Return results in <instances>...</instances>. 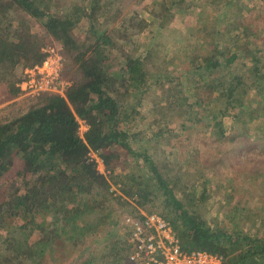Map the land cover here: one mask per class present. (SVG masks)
Returning <instances> with one entry per match:
<instances>
[{
    "label": "trees",
    "instance_id": "obj_1",
    "mask_svg": "<svg viewBox=\"0 0 264 264\" xmlns=\"http://www.w3.org/2000/svg\"><path fill=\"white\" fill-rule=\"evenodd\" d=\"M130 2L0 0V88L18 97L24 69L42 62L46 45L60 48V79L70 81L63 94L29 96L23 113L0 120V264H45L59 244L77 246L88 233H100L105 245L79 264L128 259V231L123 223L114 229L111 184L130 206L126 214L138 207L165 217L183 250L264 264V0H153L125 10ZM187 14L185 37L171 26ZM165 30L177 34L180 68L154 45ZM146 31V42L131 50ZM151 116L157 130L143 139L136 127ZM78 119L88 124L83 138ZM212 171L222 184L230 174L228 188L248 187L214 225L205 217Z\"/></svg>",
    "mask_w": 264,
    "mask_h": 264
},
{
    "label": "rangeland",
    "instance_id": "obj_2",
    "mask_svg": "<svg viewBox=\"0 0 264 264\" xmlns=\"http://www.w3.org/2000/svg\"><path fill=\"white\" fill-rule=\"evenodd\" d=\"M152 1L153 0H131V2L128 4V6L126 7L125 10L141 11V9L144 7V5H146L149 2L152 3ZM118 21H119V18H115L113 20L108 19L106 21L107 29L115 26L118 23ZM191 21H192L191 14H187L183 18H180V17L176 18L175 21H173L171 27L174 30H177V31L179 30L181 32V35H185V37H186L190 34V31L192 29ZM37 29H38V26L36 24H33V30H37ZM76 31H78V29ZM147 35H148V31H146L145 33H142L139 36V39L137 41H135V44L132 43L133 45L131 44L129 46L131 48V50L134 49V46L137 47V45H141L142 43L146 42ZM176 35L177 34L175 31L165 30L163 32V36H161V40H159L158 44H154V45L158 49V51H160V53L167 51L168 54L171 52V55H173V56L175 55V57L178 59V63H179L176 68H178V67L180 68L179 65L182 62L183 56L180 55L179 52H177V50H176V47L178 45L177 44L178 40L176 38ZM203 37L204 36H201V38H203ZM199 41H201V40H199ZM176 64H177V62H176ZM182 64H184V63H182ZM184 66H185V64H184ZM146 68L147 69L150 68V63L147 64ZM64 80H66V79H64ZM68 82L70 84V81H68ZM31 102H34V99H32L29 96L27 97V96H23L20 94L18 97L13 98V97L8 96L3 91V89L0 88V120H7V119L12 118L13 116H16V115L23 113L26 110L27 106ZM156 112H158V111H156ZM159 113H160V117H162L164 119V113L162 111H160ZM152 117L153 116H151L149 119L142 120V122H140L139 125L136 127L137 129L143 130V137H142L143 139H146L148 136L153 137V134L157 130L156 127L158 125V122H156V119L152 118ZM166 117L169 119L170 115H166ZM172 121L174 124L175 123L178 124L179 119L174 117L172 119ZM208 131H210L209 128H208ZM205 136H206V132H204L201 135V138H205ZM186 147L190 148V144H187ZM200 148H202V144L198 143L197 146H193L192 149H188V152L190 154L193 153V155H194V154H197L199 152ZM189 150H191V151H189ZM164 153L165 152L163 151V154ZM186 154H187V152H186ZM253 154L256 157L261 155L259 153H253ZM184 161L187 164V158ZM99 167H101V165ZM226 171H227V169L223 165L220 168V173L224 174ZM13 175H14V171H11L10 173H8L7 178L2 180V182H1L2 185H5L6 182L8 183ZM211 175H212L211 177L213 179L211 181V185H212L215 192L210 196V198L208 200V204L206 206L205 217L208 220V222L210 223V225H214L215 221H221L220 219L223 216L227 217V215H229V213H231V209H232L233 204H235V202L239 201L240 197L245 195L248 192V187H247V185H241L240 184L237 186L235 185L233 188H228L227 182H226V177L229 176L230 174H227V176H225V178L223 180L224 181L223 184L220 181V177L216 176L217 175L216 171H212ZM194 176L195 175L192 172L188 173V177L190 179H193ZM213 176H215V177H213ZM111 197L114 198V200L110 201V206H111V209L113 210V213L115 215V218L117 219V224H118L117 228H114L116 231V229H118L119 226H121V224H122L123 216L126 215V213L128 211H130V206L119 201L118 196L111 195ZM255 200H256L255 197L250 199L249 205H254ZM130 205H132V207H133L134 203L132 201H130ZM140 209H142V208H140ZM15 223H16V219H11L8 222V224H9L8 226H10V231L15 229V227H14ZM248 224H249L248 227H249L250 231H257V229H258L257 224L258 223L248 222ZM5 231L6 230L1 229L2 234H4ZM103 233H104L103 235L105 236L108 233H111V229L105 228L103 230ZM121 233H122V231H121ZM100 235H101L100 233H96V234L88 233V234H86L85 237L80 238L81 242H79V244H77V246H72L70 244H59V246L57 247L56 253H55V258L46 259L45 264H79L81 262L88 261L93 253L103 250V246L105 245V241L103 239H101ZM0 240H1V236H0ZM123 246L126 248V246H127L126 243ZM109 258L110 259H108V261L105 264L111 263L112 257L110 256ZM118 264H132V263L130 261H128L127 258H125Z\"/></svg>",
    "mask_w": 264,
    "mask_h": 264
},
{
    "label": "built area",
    "instance_id": "obj_3",
    "mask_svg": "<svg viewBox=\"0 0 264 264\" xmlns=\"http://www.w3.org/2000/svg\"><path fill=\"white\" fill-rule=\"evenodd\" d=\"M44 59L40 64L25 68L24 79L17 85L23 96H35L41 92L63 94L69 82L60 79L63 59L60 48L46 45L41 49ZM78 133L83 138L88 124L78 119ZM88 156L96 169L104 176L109 175L98 152L89 150ZM101 165V167H99ZM114 196L122 195L119 187L110 185ZM135 214L123 216L122 223L128 231L131 251L128 260L132 264H225L223 258L205 250L185 251L182 249L171 223L157 212H147L138 208Z\"/></svg>",
    "mask_w": 264,
    "mask_h": 264
},
{
    "label": "crops",
    "instance_id": "obj_4",
    "mask_svg": "<svg viewBox=\"0 0 264 264\" xmlns=\"http://www.w3.org/2000/svg\"><path fill=\"white\" fill-rule=\"evenodd\" d=\"M110 29V28H109Z\"/></svg>",
    "mask_w": 264,
    "mask_h": 264
}]
</instances>
